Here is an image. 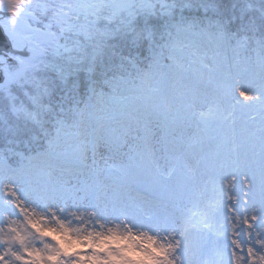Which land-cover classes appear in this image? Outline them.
Returning a JSON list of instances; mask_svg holds the SVG:
<instances>
[{"label": "snow or ice", "instance_id": "1", "mask_svg": "<svg viewBox=\"0 0 264 264\" xmlns=\"http://www.w3.org/2000/svg\"><path fill=\"white\" fill-rule=\"evenodd\" d=\"M0 264H264V0H0Z\"/></svg>", "mask_w": 264, "mask_h": 264}, {"label": "trees", "instance_id": "2", "mask_svg": "<svg viewBox=\"0 0 264 264\" xmlns=\"http://www.w3.org/2000/svg\"><path fill=\"white\" fill-rule=\"evenodd\" d=\"M249 114H250V113H248V114L244 115V118H245V119H249V118H250V116H251V115H249ZM248 117H249V118H248Z\"/></svg>", "mask_w": 264, "mask_h": 264}, {"label": "rangeland", "instance_id": "3", "mask_svg": "<svg viewBox=\"0 0 264 264\" xmlns=\"http://www.w3.org/2000/svg\"><path fill=\"white\" fill-rule=\"evenodd\" d=\"M225 114H227V113H225ZM249 115H253V113H250ZM238 118H240L239 117V114H238ZM249 118V117H248ZM225 130L227 131V128H225ZM81 250H86V249H81Z\"/></svg>", "mask_w": 264, "mask_h": 264}]
</instances>
